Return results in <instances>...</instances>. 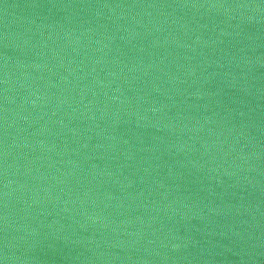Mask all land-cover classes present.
I'll return each mask as SVG.
<instances>
[{
	"label": "water",
	"instance_id": "obj_1",
	"mask_svg": "<svg viewBox=\"0 0 264 264\" xmlns=\"http://www.w3.org/2000/svg\"><path fill=\"white\" fill-rule=\"evenodd\" d=\"M0 264H264V0H0Z\"/></svg>",
	"mask_w": 264,
	"mask_h": 264
}]
</instances>
